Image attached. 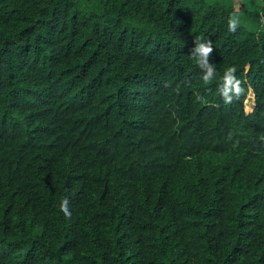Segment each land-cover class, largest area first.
Wrapping results in <instances>:
<instances>
[{"label": "trees", "instance_id": "trees-1", "mask_svg": "<svg viewBox=\"0 0 264 264\" xmlns=\"http://www.w3.org/2000/svg\"><path fill=\"white\" fill-rule=\"evenodd\" d=\"M244 3L0 0V264H264V0Z\"/></svg>", "mask_w": 264, "mask_h": 264}, {"label": "clouds", "instance_id": "clouds-1", "mask_svg": "<svg viewBox=\"0 0 264 264\" xmlns=\"http://www.w3.org/2000/svg\"><path fill=\"white\" fill-rule=\"evenodd\" d=\"M236 23H237V18L235 15H233L232 18L229 20L230 30L235 27ZM210 51H211L210 43H206L204 41H200L197 43L196 53L199 54V58H206ZM233 71L234 68L229 67L225 72V76H224L225 84L223 85V91L226 94V99H231V96L228 95L230 91H234L236 94H239L242 91V88L240 87V81L234 79V77L231 75ZM211 78H213V74L211 69H209V71L205 73L203 79L207 81ZM60 208L66 216L71 215V212L68 207L67 199L61 202Z\"/></svg>", "mask_w": 264, "mask_h": 264}, {"label": "rangeland", "instance_id": "rangeland-1", "mask_svg": "<svg viewBox=\"0 0 264 264\" xmlns=\"http://www.w3.org/2000/svg\"><path fill=\"white\" fill-rule=\"evenodd\" d=\"M244 1L245 0H236V7L240 8V7L244 6V4H245ZM255 1H257V0H248L249 4H251Z\"/></svg>", "mask_w": 264, "mask_h": 264}]
</instances>
